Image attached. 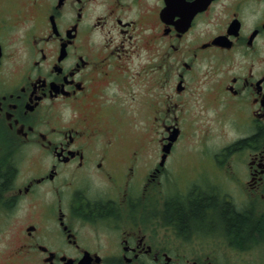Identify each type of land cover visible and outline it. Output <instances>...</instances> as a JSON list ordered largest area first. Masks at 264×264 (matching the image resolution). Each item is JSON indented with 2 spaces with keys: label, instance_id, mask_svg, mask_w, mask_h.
Wrapping results in <instances>:
<instances>
[{
  "label": "flooded vegetation",
  "instance_id": "af4514ba",
  "mask_svg": "<svg viewBox=\"0 0 264 264\" xmlns=\"http://www.w3.org/2000/svg\"><path fill=\"white\" fill-rule=\"evenodd\" d=\"M0 217L39 264L264 259V0H0Z\"/></svg>",
  "mask_w": 264,
  "mask_h": 264
},
{
  "label": "rangeland",
  "instance_id": "374dc122",
  "mask_svg": "<svg viewBox=\"0 0 264 264\" xmlns=\"http://www.w3.org/2000/svg\"><path fill=\"white\" fill-rule=\"evenodd\" d=\"M159 135V132L153 131L150 133V137L152 139L156 138ZM188 138V137H187ZM187 143V142H184ZM182 143V144H184ZM196 152L191 151L188 147H184L181 151L177 154L179 155L175 158L174 163H177L175 166L178 169H182L183 165L189 161L190 159L196 158ZM183 158V159H181ZM183 181V179H180ZM19 224L18 221H15ZM18 238L15 230L14 222L5 221L2 217H0V264H39V262L34 259H28L27 257L17 256L14 251L16 250ZM251 259L254 264H264V259L259 261L258 259L253 260ZM250 259H244L246 263L250 262Z\"/></svg>",
  "mask_w": 264,
  "mask_h": 264
},
{
  "label": "trees",
  "instance_id": "16d2710c",
  "mask_svg": "<svg viewBox=\"0 0 264 264\" xmlns=\"http://www.w3.org/2000/svg\"><path fill=\"white\" fill-rule=\"evenodd\" d=\"M208 203H210V201H208L207 199L194 201L191 203L190 209L188 211L185 210L181 204H174L171 207L170 212L173 215L178 216L181 219L182 224L184 225L190 213H193L195 215L199 214L200 212L203 211V208ZM226 213L227 211L224 214L227 215ZM227 222H228L229 229H232L238 232L243 231L244 233H247L244 229L245 228L244 226L246 224V216L240 215V214H231V215L229 214L227 216Z\"/></svg>",
  "mask_w": 264,
  "mask_h": 264
},
{
  "label": "water",
  "instance_id": "95a60500",
  "mask_svg": "<svg viewBox=\"0 0 264 264\" xmlns=\"http://www.w3.org/2000/svg\"><path fill=\"white\" fill-rule=\"evenodd\" d=\"M96 261H97V263H99L100 259H98ZM68 264H73V260L70 259ZM78 264H90V259L83 258V259L78 261Z\"/></svg>",
  "mask_w": 264,
  "mask_h": 264
}]
</instances>
